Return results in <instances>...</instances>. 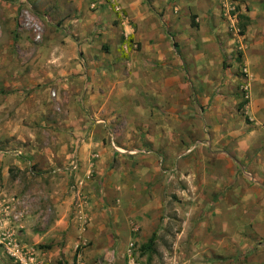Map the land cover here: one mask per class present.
Wrapping results in <instances>:
<instances>
[{
	"label": "rangeland",
	"instance_id": "rangeland-1",
	"mask_svg": "<svg viewBox=\"0 0 264 264\" xmlns=\"http://www.w3.org/2000/svg\"><path fill=\"white\" fill-rule=\"evenodd\" d=\"M166 4L152 17L156 31L149 38L140 35L147 26L126 19L116 0H0L2 229L33 253L34 264H264L257 263L264 260V240L256 231L264 214L248 197L264 193V118L254 113L255 99H264V71L250 60L264 61V0ZM192 14L197 28L190 26ZM150 51L164 52L166 68L146 60ZM77 64L82 73L75 72ZM174 67L181 75L166 90L176 88L195 106L209 100L197 118L199 137L216 145L202 147L199 158L214 155L228 163L159 158V173L168 175L164 187L154 195L137 191L135 208L128 204L133 193L131 199L112 193L109 205L97 191L94 198L83 196L86 181L97 177L99 156L91 150L83 165L76 152L96 126L107 151L100 173L111 169L117 176L127 169L129 161H117V155L146 156L144 150L161 156L142 132L146 122L147 136L158 138L159 119L125 116L113 93L119 85L132 100L154 99L158 83L148 75ZM196 137L183 134L185 146L177 153L192 154L185 147ZM136 141L140 149L127 147ZM256 151L261 170L243 162ZM96 185L103 189V180ZM122 185L114 183L113 190ZM153 233L154 246L146 250ZM0 264L18 263L0 247Z\"/></svg>",
	"mask_w": 264,
	"mask_h": 264
},
{
	"label": "crops",
	"instance_id": "crops-1",
	"mask_svg": "<svg viewBox=\"0 0 264 264\" xmlns=\"http://www.w3.org/2000/svg\"><path fill=\"white\" fill-rule=\"evenodd\" d=\"M119 8L123 11L125 18L131 20L132 22L136 23L138 27H142L143 25L147 26L146 30H142L143 32H140V35H145L149 36V38H152L155 35V25L153 22V18L155 17L154 15H157V11L161 12V10H164L167 6L168 0H149L150 4L144 3V0H116ZM195 16L194 14L190 15ZM189 17L190 20V26L197 28V25L194 23L193 25L191 24V18ZM196 19V16H195ZM194 19V21H195ZM146 22H148L146 24ZM149 56H147L146 60H151L154 59L158 61L160 65L165 66L167 63V60L163 53L164 52H158L157 54L153 53V51ZM166 60V61H165ZM250 60H252L251 64L253 67L257 70L264 71V61L259 58L256 59L255 57L250 56ZM164 61V63H163ZM142 66H145V61L143 63H140ZM177 64H174L176 66ZM139 66V64H138ZM225 69V66L222 67ZM164 69V67H163ZM75 72H80L82 70V67L80 64H77L76 68L74 69ZM153 78H150L151 75H148V80L150 82H153L154 85L157 84L158 86V95L157 97H154V99L151 98V96H146V98L139 97L136 98L134 97L130 99L129 97H125L124 95V90H120V86L118 85L116 88V92L114 94V100L117 103L118 102V112H123L125 116H132L133 118L136 119H144V117H157L160 121L159 125V135L158 138H149L145 132L147 130L146 122L144 123L145 125L142 128H145L142 132H144V143L148 144L149 147L153 149H157L159 151L160 157H155L153 155H149V153H146L147 155L145 156H138V157H126V156H121L117 155V161H129L127 163V166L124 169V167L121 168L120 171H122L121 175L115 176L113 173V170H109L108 172H103L100 173V165L101 161H103V157L106 156L107 151L106 148L103 145V137L104 133L100 129L99 126H96L94 128V131L89 133V136L86 140H84L77 149L76 155L78 160L81 162L83 161V165L86 163L85 159L88 158V153L91 150H95L98 152L99 159L97 160L98 163L96 164V174L97 177L93 179V181H86V187L83 189V196H89V197H96L97 195L94 194L97 191V194H100L98 196V200L105 202L106 205H109V198L111 197L112 193L114 195H120V197H124L127 199H131L132 196H130L131 193H133V201L128 202L129 205H131L132 208H135L137 205L140 204V202H137L136 199L139 198L140 195L136 194L137 191L142 192L143 194H148L149 192H152L154 195V190L159 189L162 185V183H165V179L168 178V175L159 173L157 165H158V160L159 158H163L162 161H206L205 158H208L210 161H227L228 159H221L218 160L214 155L204 157L203 159H200L199 156L204 153V149H201L202 147L204 148H211L213 145H216L214 143V140L206 135L203 137H199V134H203L201 123L199 124L200 120L197 118L200 117L201 111L206 109L209 105V100H202V102H199L197 106L195 104L191 103V100L184 99L181 100L178 95L180 94L176 88H172L170 91L166 90L167 88V83L171 84L173 82L174 85L178 83V78L181 75V72L175 70V67L172 68L170 72L163 71V72H158V73H152ZM156 77V78H155ZM264 78V76H262ZM260 77V80L261 78ZM82 79V77H80ZM147 79V77H146ZM146 82V81H145ZM119 84V83H118ZM260 86H262V83H259ZM176 87V86H175ZM261 96V95H260ZM182 98V97H181ZM118 99V100H117ZM259 100L254 101V113L255 116L257 117H263L264 118V99L263 97L258 98ZM218 99L214 98L212 103L217 102ZM157 102L156 104L153 103ZM144 104V105H143ZM158 107V109H157ZM75 108V107H74ZM150 108H153L152 110ZM156 108V109H155ZM169 108V109H168ZM156 110V111H155ZM218 110V109H217ZM124 114L122 115L123 117ZM225 116V114H223ZM75 116L77 117V110L76 108L74 110H71L69 119L71 120L72 124L75 122ZM218 116V115H216ZM167 119H173L172 123L170 124L169 127H166V120ZM262 119V118H260ZM197 120V121H196ZM144 121V120H143ZM70 122V123H71ZM85 122V121H84ZM194 123L198 124L195 127ZM136 124V121L134 122V125ZM138 126L140 124L137 122ZM141 124H143L141 122ZM212 128H215L212 123H211ZM81 129V128H80ZM81 132V130H79ZM183 134H193L197 135L198 137L192 139L190 143L185 147V153H192L189 154L185 157L184 154H178L177 152L182 150L185 146L183 145ZM152 137V136H150ZM149 138V139H148ZM153 142V144H151ZM135 146H127V147H136L140 149V145L138 144V141L134 142ZM213 144V145H212ZM120 145V144H119ZM217 149V152H221L218 146H215ZM199 148V149H198ZM170 150L175 151L174 153H171ZM188 150H191L188 152ZM196 150V151H195ZM199 150V151H198ZM142 151V150H140ZM139 150L136 152H140ZM144 151V150H143ZM211 152L210 154H212ZM177 154V155H176ZM215 154V153H213ZM258 152L256 151V155L253 157L251 161H243L244 165H248L250 169H257L261 170L262 167L259 166L260 164L258 163L259 161H255L258 156ZM192 155V156H191ZM112 156V155H110ZM128 159V160H127ZM160 161V160H159ZM161 163V162H160ZM162 164V163H161ZM159 166V165H158ZM249 169V170H250ZM227 170L230 172L228 174H232L231 170L229 167H227ZM249 174V173H248ZM247 173H244V177H248ZM262 174V173H261ZM228 176V180L231 179V176ZM234 175V174H233ZM263 179L261 178L260 181H264V175H261ZM161 177V178H160ZM162 179V180H161ZM103 180V189L98 190V186L96 185L97 182ZM232 181V180H230ZM119 182V185L123 184L121 187H118L121 190L119 191H114V183ZM241 184L239 185V188L246 187L245 181H240ZM164 187V186H162ZM114 191V192H113ZM144 195V196H146ZM143 196V197H144ZM156 197V196H155ZM158 197V196H157ZM251 205L255 206L257 208V211L260 214H264V193L259 192V194L256 192L254 197H250ZM247 196L243 197L242 202H247L246 200H249ZM240 198V197H239ZM194 199V197H192ZM241 199V198H240ZM143 203V201H142ZM127 204V205H128ZM246 204V203H245ZM248 205V204H247ZM134 211V210H133ZM116 214L114 215L113 218V224L116 222ZM102 230V229H101ZM257 233L260 235V237L263 238L264 240V226L261 225L260 227L256 228ZM257 261V260H256ZM264 260H259L258 262H261Z\"/></svg>",
	"mask_w": 264,
	"mask_h": 264
},
{
	"label": "built area",
	"instance_id": "built-area-1",
	"mask_svg": "<svg viewBox=\"0 0 264 264\" xmlns=\"http://www.w3.org/2000/svg\"><path fill=\"white\" fill-rule=\"evenodd\" d=\"M247 86L244 87V90L247 91ZM248 98L247 96H245ZM191 150H188L190 152ZM143 154H146V151H141ZM3 212L6 213L5 210ZM5 215L0 212V247L4 249L9 258L13 259L15 263L18 264H34L33 263V253L28 249L20 247L17 241L11 237V235L3 231L2 226L4 222Z\"/></svg>",
	"mask_w": 264,
	"mask_h": 264
},
{
	"label": "trees",
	"instance_id": "trees-1",
	"mask_svg": "<svg viewBox=\"0 0 264 264\" xmlns=\"http://www.w3.org/2000/svg\"><path fill=\"white\" fill-rule=\"evenodd\" d=\"M191 24L193 25L194 24V19H195V16H191ZM154 243H155V233H153L149 239L147 240V242L143 245L144 249L146 250H150L153 248L154 246Z\"/></svg>",
	"mask_w": 264,
	"mask_h": 264
}]
</instances>
